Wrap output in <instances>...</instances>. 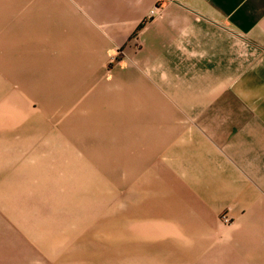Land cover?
Masks as SVG:
<instances>
[{
  "label": "crops",
  "instance_id": "obj_1",
  "mask_svg": "<svg viewBox=\"0 0 264 264\" xmlns=\"http://www.w3.org/2000/svg\"><path fill=\"white\" fill-rule=\"evenodd\" d=\"M0 34L92 100L68 110L111 128L131 216L153 214L161 187L213 218L193 232L214 264H264V0H0Z\"/></svg>",
  "mask_w": 264,
  "mask_h": 264
},
{
  "label": "rangeland",
  "instance_id": "obj_2",
  "mask_svg": "<svg viewBox=\"0 0 264 264\" xmlns=\"http://www.w3.org/2000/svg\"><path fill=\"white\" fill-rule=\"evenodd\" d=\"M19 53L0 38V264H214L210 234L193 232L213 218L190 216L171 191L162 199L161 187L149 194L153 214L131 216L111 128L85 106L68 110L92 100L75 89L72 99L47 63ZM217 219L233 222L226 210Z\"/></svg>",
  "mask_w": 264,
  "mask_h": 264
},
{
  "label": "built area",
  "instance_id": "obj_3",
  "mask_svg": "<svg viewBox=\"0 0 264 264\" xmlns=\"http://www.w3.org/2000/svg\"><path fill=\"white\" fill-rule=\"evenodd\" d=\"M224 222H228V218L223 217Z\"/></svg>",
  "mask_w": 264,
  "mask_h": 264
}]
</instances>
